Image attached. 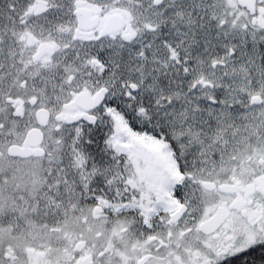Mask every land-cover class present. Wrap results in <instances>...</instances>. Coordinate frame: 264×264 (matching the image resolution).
I'll list each match as a JSON object with an SVG mask.
<instances>
[{"label": "snow or ice", "instance_id": "6c2138e0", "mask_svg": "<svg viewBox=\"0 0 264 264\" xmlns=\"http://www.w3.org/2000/svg\"><path fill=\"white\" fill-rule=\"evenodd\" d=\"M0 264H264V0H0Z\"/></svg>", "mask_w": 264, "mask_h": 264}]
</instances>
